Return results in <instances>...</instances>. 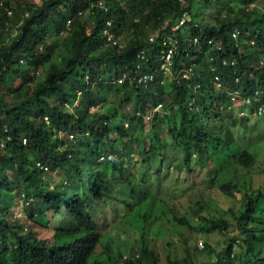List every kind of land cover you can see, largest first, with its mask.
<instances>
[{"label":"trees","instance_id":"obj_1","mask_svg":"<svg viewBox=\"0 0 264 264\" xmlns=\"http://www.w3.org/2000/svg\"><path fill=\"white\" fill-rule=\"evenodd\" d=\"M40 1L0 0V264H89L100 246L106 264L126 258L124 264H197L193 231L225 235L233 225L239 234L220 251L209 239L203 249L196 244L203 254L216 253L199 264H264V185L254 189L238 172L226 171L237 164L264 174V136L252 140L264 118V5ZM124 119L145 135L143 162L160 155L163 161L170 147L180 153L179 169L205 173L195 182L198 189L218 188L234 198L242 191L240 209L216 217L192 193L193 221L162 200L152 212L144 198L138 239L132 244L126 232L123 243L115 240L114 229L135 207L127 193L134 194L138 182L131 173L135 159L126 151L136 129H125ZM20 201L30 226L12 212ZM120 205L127 212L121 222H102L107 208ZM161 222L167 230H185L178 236L181 259L166 249L162 258L153 246L165 238ZM34 225L53 233L42 235Z\"/></svg>","mask_w":264,"mask_h":264},{"label":"rangeland","instance_id":"obj_2","mask_svg":"<svg viewBox=\"0 0 264 264\" xmlns=\"http://www.w3.org/2000/svg\"><path fill=\"white\" fill-rule=\"evenodd\" d=\"M32 1L36 2L37 4L41 2L40 0ZM263 5L264 0H259L256 2V6L258 8H263ZM105 95L106 94L102 95V98H100V104L97 108L100 111H105L102 106V103L105 100ZM115 101L117 102L116 99ZM79 104L80 102L77 101L76 105ZM241 114L242 112L240 113V115ZM257 119L258 118L256 117L253 119V124L256 123ZM262 119L264 118L262 117L260 118V121L258 120L259 124H262L261 127L257 128L256 125L254 126L256 127L255 129L257 131L252 133V140H254L255 138H259L260 136H264V122ZM127 121L128 120L125 119L123 120V127L125 129L129 130V126L134 127L136 129L134 135L129 140H127L126 151L130 152L131 157L135 159L131 173H133L134 176L138 179V182H136L137 185L135 193L133 194L131 190H129V193H127V199H129L135 207L133 208L132 212L124 219L125 221L114 229L115 232L113 236L115 237V240L121 241L123 243L126 238V232H128V235L130 236V242L132 241V244L135 242V239H138L139 233L138 229H136L135 227L138 226V221L140 219H137V215L139 212H143V210H140L138 206L142 203V201L143 203L146 202L144 198H147V200H149L150 198V202L153 203L151 208L152 212H157L158 208L161 207L162 203H166L168 207L173 208L176 216H189L192 217L193 221H197V217L191 216V205L193 204V202H190V195L192 193L193 195L194 193H197L193 197L194 200L198 199L199 196H202V198L206 200V204L208 205L207 208L215 212L216 217H219V214H221L223 210L229 209V207H233L236 211L240 209L242 200L241 196L243 195L242 191L237 193L236 197L234 198L224 195L218 188L206 189L202 187L203 189H198L199 186L195 185L197 184L195 182H198V180H200L205 175V173L201 172L199 168H195V172L193 173L189 172L187 168H184L182 170L179 169L178 167L181 165L180 153L177 151L170 150V147H167L168 149L164 151L166 159H163V161H161L162 157L160 155L157 158L153 159V162L150 165H148L146 162H143L145 152V135L140 133L141 128L140 126H137V123L134 122V126H132L130 122L128 125H126ZM250 126H253L252 122L250 123ZM160 129L162 132L166 131V128L163 129V127H161ZM160 129H157V131H160ZM250 132L251 131H249L248 133ZM241 143H243V141H241ZM261 146L263 149L264 142L261 144ZM260 159L261 161H263L264 166V151L261 153ZM173 165L177 166V169L174 168ZM226 169V171L233 170V174L234 172H238V176L242 179V181H244L246 184H252V187L254 189H258L259 187H262L264 185V174L258 170H256V174H253L248 170L243 169V167L238 166L237 164H232ZM195 174L197 175L194 176ZM229 174L230 173L225 174L224 178L228 179ZM121 187L125 188V186ZM113 194H116L119 198L123 197L122 192H120L118 188L114 189ZM160 200H162V203L160 202ZM12 212L14 213L16 218H19L28 226L33 224L28 217V213L23 202H17L13 206ZM126 213L127 212L121 205L118 206L116 210H110L107 208V210H105V212L101 214L105 218V220L102 222H104L105 224H109L110 222L116 224L115 221L120 220L121 222V218H123ZM58 219L56 220V222L58 221ZM164 222L167 223V220H165ZM162 228L163 230H165V238H156L155 241H152L153 246L160 251L159 253L161 254L162 258L164 256L163 251L164 249H166L168 251L170 250L172 256L176 255L178 258L181 259L184 255L182 243L178 236L181 235L180 233H185V230L176 226L173 227V229L169 227V230H167V226H164L163 223ZM33 230L39 231L42 235H45L47 237L48 235H51L53 233V230H48L37 225L33 226ZM104 232L106 233V231ZM238 234L239 231L235 228L234 225L231 229H229V231L225 235L221 234L220 232H213L210 235H205L200 231L194 230L193 238L191 241V247L193 250L192 254L195 258V262L199 264L205 260L213 261L216 259V253H212V256H210L209 253L203 254L198 249L196 250L195 247L197 243L200 248V243H204L207 239H209L216 251H220L221 249H223L225 243L228 241L226 240L228 237ZM106 238L110 237H104L103 242L108 241L106 240ZM169 241L171 246L168 245ZM102 252L103 248L101 246L98 247L96 253L92 256L89 264H93V261H95L96 259H99V264H106V257L105 255H102Z\"/></svg>","mask_w":264,"mask_h":264},{"label":"built area","instance_id":"obj_3","mask_svg":"<svg viewBox=\"0 0 264 264\" xmlns=\"http://www.w3.org/2000/svg\"><path fill=\"white\" fill-rule=\"evenodd\" d=\"M186 16H187V14H185V16L181 19L180 23L176 25V28H178L180 25H182V24H184V23L186 22ZM169 58H170V56L167 57V59H169ZM170 63L172 64L171 61L168 62V64H170ZM168 64L163 65V68H164V69H168ZM184 77L188 78L189 75H188V74H185ZM149 78H150V79H153L154 77H153V75H149V76H148V75H145V76H143V79H144V80H147V79H149ZM161 106H162V105H158V106H156V107L154 108V112H158V111H160ZM152 117H153V115L149 114V115H147L145 118H146L147 120H151ZM126 125H128V123H126ZM204 246H205V244H204L203 242L200 243V249H203ZM125 258H126V257H125Z\"/></svg>","mask_w":264,"mask_h":264},{"label":"clouds","instance_id":"obj_4","mask_svg":"<svg viewBox=\"0 0 264 264\" xmlns=\"http://www.w3.org/2000/svg\"><path fill=\"white\" fill-rule=\"evenodd\" d=\"M126 259H127V258H126ZM126 259H125V260H126ZM125 260L122 262V264H124V263H125Z\"/></svg>","mask_w":264,"mask_h":264}]
</instances>
